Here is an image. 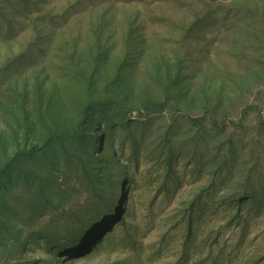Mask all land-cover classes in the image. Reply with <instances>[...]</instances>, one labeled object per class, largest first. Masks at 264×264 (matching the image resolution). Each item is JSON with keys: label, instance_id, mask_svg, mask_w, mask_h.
Masks as SVG:
<instances>
[{"label": "rangeland", "instance_id": "374dc122", "mask_svg": "<svg viewBox=\"0 0 264 264\" xmlns=\"http://www.w3.org/2000/svg\"><path fill=\"white\" fill-rule=\"evenodd\" d=\"M0 264H264V0H0Z\"/></svg>", "mask_w": 264, "mask_h": 264}, {"label": "trees", "instance_id": "16d2710c", "mask_svg": "<svg viewBox=\"0 0 264 264\" xmlns=\"http://www.w3.org/2000/svg\"><path fill=\"white\" fill-rule=\"evenodd\" d=\"M84 119H85V121H87V117H86V116H84ZM71 133H72V134H75V135H77V136H82V135H83V131H82L80 128L75 129V130L72 131ZM68 134H69V133H68ZM69 135H70V134H69ZM168 163H169V161H168ZM255 200H256V202H257V204H258L259 199H258L257 197H255Z\"/></svg>", "mask_w": 264, "mask_h": 264}]
</instances>
